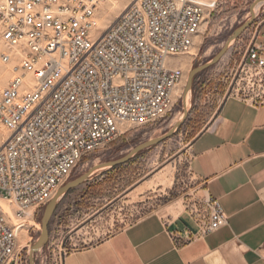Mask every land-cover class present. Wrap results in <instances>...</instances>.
<instances>
[{
  "label": "built area",
  "instance_id": "1",
  "mask_svg": "<svg viewBox=\"0 0 264 264\" xmlns=\"http://www.w3.org/2000/svg\"><path fill=\"white\" fill-rule=\"evenodd\" d=\"M106 1L0 0V125L7 130L0 132V199L13 210L0 206V264H23L20 232L82 156L125 124L154 122L174 105L183 72L171 62L194 46L204 5L136 0L98 33L96 14ZM259 25L243 64L261 83L264 18ZM200 209L190 211L203 222L201 234L227 224L208 193ZM38 261L48 264L47 254Z\"/></svg>",
  "mask_w": 264,
  "mask_h": 264
},
{
  "label": "rangeland",
  "instance_id": "2",
  "mask_svg": "<svg viewBox=\"0 0 264 264\" xmlns=\"http://www.w3.org/2000/svg\"><path fill=\"white\" fill-rule=\"evenodd\" d=\"M131 1L107 0L101 4L96 14L97 32H103ZM197 1L204 5V20L195 44L188 52L175 55L171 62L183 72L181 83L174 89L171 111L144 125L125 124L111 141L82 156L64 184L93 165L118 159L135 145L172 128L183 114L182 99L190 71L212 58L233 30L250 18L249 9L254 2ZM263 18L264 2L257 8L253 23L230 42L222 58L194 76L188 92V116L170 137L141 150L115 168L96 170L88 180L59 199L49 219L48 240L33 256L35 264H39L44 253L48 264H56L64 253L96 243L152 212L174 216L180 211L189 212L194 204L200 209L204 193L192 163L190 146L210 124L225 97L255 99L264 95V82L260 83L254 71L243 64L245 51ZM0 132L7 130L0 125ZM44 207L35 212L19 234L23 264H28L29 249L39 236Z\"/></svg>",
  "mask_w": 264,
  "mask_h": 264
},
{
  "label": "crops",
  "instance_id": "3",
  "mask_svg": "<svg viewBox=\"0 0 264 264\" xmlns=\"http://www.w3.org/2000/svg\"><path fill=\"white\" fill-rule=\"evenodd\" d=\"M190 153L226 225L203 235L191 211L152 212L66 252L62 264H264V96L225 97Z\"/></svg>",
  "mask_w": 264,
  "mask_h": 264
},
{
  "label": "water",
  "instance_id": "4",
  "mask_svg": "<svg viewBox=\"0 0 264 264\" xmlns=\"http://www.w3.org/2000/svg\"><path fill=\"white\" fill-rule=\"evenodd\" d=\"M257 1L258 0H254V2L250 5V9H249L250 18L244 21L241 25H239L237 28L233 30L232 34L228 37V39L225 41L224 45L220 48V50L215 55H213L212 58H210L208 61L194 67L190 71L187 82H186V86H185L186 90L190 91L194 76L200 73L201 71L209 68L213 64H216L227 51V48L230 42L236 39L246 28H248L253 23V20L255 18V13H253L252 7H253V4ZM188 113L189 111L187 110L186 107H184L182 119L179 122H177L172 128H170L163 135L148 139L144 142H141L135 145L129 152H127L125 155H123L122 157L118 159L102 162L97 165H93L82 175L78 176L77 178L61 186L56 191L52 199L44 207V211L41 217V230H40L38 238L36 239V241L32 244V246L29 249L28 264H35L34 259H33L34 254L46 244L48 240V233H49L48 231L49 219L53 214V211L56 207L57 202L63 195H65L69 190L79 186L80 184L88 180L89 176L92 175L96 170L101 169V168H112L120 164L126 163L134 154L152 145H156L162 142L164 139L170 137L175 132V130L179 128L181 124L186 120Z\"/></svg>",
  "mask_w": 264,
  "mask_h": 264
},
{
  "label": "bare ground",
  "instance_id": "5",
  "mask_svg": "<svg viewBox=\"0 0 264 264\" xmlns=\"http://www.w3.org/2000/svg\"><path fill=\"white\" fill-rule=\"evenodd\" d=\"M134 1H136V0H132L125 8H124V10L131 4V3H133ZM262 2H264V0H258L257 2H255L254 4H253V7H252V11H253V13H256V11H257V8L259 7V5L262 3ZM123 10V11H124ZM122 11V12H123ZM121 12V13H122ZM120 13V14H121ZM119 14V15H120ZM109 27V26H108ZM107 27V28H108ZM106 28V29H107ZM5 75H7V72L5 73ZM188 79V78H187ZM28 81H31V79H27ZM178 86V85H177ZM176 86V87H177ZM186 86V85H185ZM175 87V88H176ZM174 88V89H175ZM188 92H189V90H186V89H184V93H183V99H182V101H183V106L184 107H186V106H188V99H189V94H188ZM187 108V107H186ZM182 117H183V114H182ZM182 117L180 118V120L182 119ZM180 120H178L177 122H179ZM176 122V123H177ZM175 123V124H176ZM174 124V125H175ZM173 125V126H174ZM4 134H6V133H4ZM2 199H0V205L2 206L1 208L5 211V212H7L9 215H13V210H12V208H11V206L8 204V202L7 203H4V202H2V201H4V200H2ZM6 202V201H5Z\"/></svg>",
  "mask_w": 264,
  "mask_h": 264
},
{
  "label": "trees",
  "instance_id": "6",
  "mask_svg": "<svg viewBox=\"0 0 264 264\" xmlns=\"http://www.w3.org/2000/svg\"><path fill=\"white\" fill-rule=\"evenodd\" d=\"M113 168V167H112ZM115 168V167H114Z\"/></svg>",
  "mask_w": 264,
  "mask_h": 264
}]
</instances>
